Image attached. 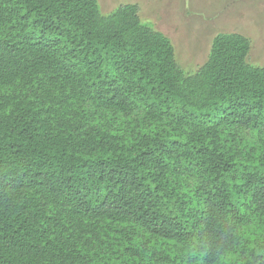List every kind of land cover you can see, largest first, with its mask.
Returning <instances> with one entry per match:
<instances>
[{"label":"trees","instance_id":"trees-1","mask_svg":"<svg viewBox=\"0 0 264 264\" xmlns=\"http://www.w3.org/2000/svg\"><path fill=\"white\" fill-rule=\"evenodd\" d=\"M194 73L139 6L0 0V264H264V66Z\"/></svg>","mask_w":264,"mask_h":264},{"label":"rangeland","instance_id":"rangeland-1","mask_svg":"<svg viewBox=\"0 0 264 264\" xmlns=\"http://www.w3.org/2000/svg\"><path fill=\"white\" fill-rule=\"evenodd\" d=\"M103 14L127 3L139 6L143 22L167 35L179 65L194 73L219 33L237 32L251 40L248 62L264 66V0H98Z\"/></svg>","mask_w":264,"mask_h":264}]
</instances>
